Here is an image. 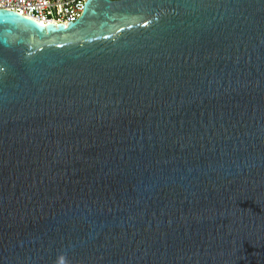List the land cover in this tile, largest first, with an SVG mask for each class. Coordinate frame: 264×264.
I'll list each match as a JSON object with an SVG mask.
<instances>
[{
    "label": "water",
    "instance_id": "1",
    "mask_svg": "<svg viewBox=\"0 0 264 264\" xmlns=\"http://www.w3.org/2000/svg\"><path fill=\"white\" fill-rule=\"evenodd\" d=\"M0 264H264V0L0 8Z\"/></svg>",
    "mask_w": 264,
    "mask_h": 264
},
{
    "label": "built area",
    "instance_id": "2",
    "mask_svg": "<svg viewBox=\"0 0 264 264\" xmlns=\"http://www.w3.org/2000/svg\"><path fill=\"white\" fill-rule=\"evenodd\" d=\"M87 0H0V8L16 10L42 24L68 23L82 14Z\"/></svg>",
    "mask_w": 264,
    "mask_h": 264
}]
</instances>
